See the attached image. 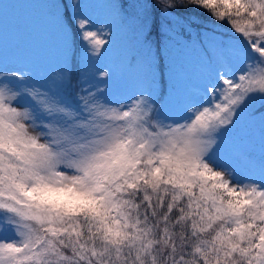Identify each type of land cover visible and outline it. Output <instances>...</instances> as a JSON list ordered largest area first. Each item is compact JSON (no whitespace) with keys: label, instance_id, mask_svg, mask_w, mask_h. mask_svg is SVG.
I'll return each instance as SVG.
<instances>
[{"label":"snow or ice","instance_id":"1","mask_svg":"<svg viewBox=\"0 0 264 264\" xmlns=\"http://www.w3.org/2000/svg\"><path fill=\"white\" fill-rule=\"evenodd\" d=\"M35 7L47 76L0 3V264H264V0Z\"/></svg>","mask_w":264,"mask_h":264},{"label":"rangeland","instance_id":"2","mask_svg":"<svg viewBox=\"0 0 264 264\" xmlns=\"http://www.w3.org/2000/svg\"><path fill=\"white\" fill-rule=\"evenodd\" d=\"M102 2V0H95ZM0 3L12 5L9 9V44L10 47L19 46L25 52L31 69L41 76L52 73L58 64V53L54 45L40 38L34 32V21L40 16L38 6L43 0H0ZM42 58V59H40ZM192 90L200 84V75L195 68L192 70ZM170 115L179 116L180 109L170 106Z\"/></svg>","mask_w":264,"mask_h":264},{"label":"trees","instance_id":"3","mask_svg":"<svg viewBox=\"0 0 264 264\" xmlns=\"http://www.w3.org/2000/svg\"><path fill=\"white\" fill-rule=\"evenodd\" d=\"M199 15L201 16V18L203 20H209L210 19V17H208L207 13L201 12V13H199ZM213 23H215V22H213ZM221 27L227 28L228 26L226 24H224V25H221ZM40 59H42V58H40Z\"/></svg>","mask_w":264,"mask_h":264}]
</instances>
